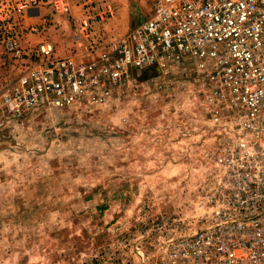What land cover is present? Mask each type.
Instances as JSON below:
<instances>
[{"label":"rangeland","instance_id":"374dc122","mask_svg":"<svg viewBox=\"0 0 264 264\" xmlns=\"http://www.w3.org/2000/svg\"><path fill=\"white\" fill-rule=\"evenodd\" d=\"M150 12V0H116L106 31L125 36ZM40 22L24 19L26 27ZM49 29L27 31L24 43L50 38ZM6 31L0 96L22 71L4 48ZM63 37L71 40V30ZM201 104L196 84L152 67L133 70L104 106L38 108L8 120L0 130V264H155L170 230H198L203 192L218 174Z\"/></svg>","mask_w":264,"mask_h":264},{"label":"built area","instance_id":"2783aa9c","mask_svg":"<svg viewBox=\"0 0 264 264\" xmlns=\"http://www.w3.org/2000/svg\"><path fill=\"white\" fill-rule=\"evenodd\" d=\"M150 1L148 19L114 37L116 0H0L2 43L22 68L0 96V130L38 108L104 106L133 70L196 84L217 180L202 195V226L170 230L155 264H264V0ZM26 17L41 22L26 27ZM56 17L72 32L69 55L47 37L24 43Z\"/></svg>","mask_w":264,"mask_h":264},{"label":"crops","instance_id":"0c3cea01","mask_svg":"<svg viewBox=\"0 0 264 264\" xmlns=\"http://www.w3.org/2000/svg\"><path fill=\"white\" fill-rule=\"evenodd\" d=\"M56 21L58 24L56 26L50 27L48 31V35L50 36V39L58 45L57 51L59 56H66L70 54L71 47H73V39L71 38H65L64 36H70V28L68 26L67 21L64 18H56ZM32 43L38 42V40L30 39Z\"/></svg>","mask_w":264,"mask_h":264}]
</instances>
